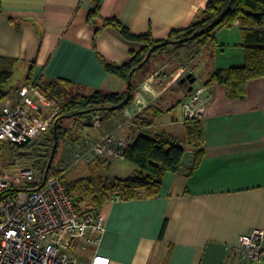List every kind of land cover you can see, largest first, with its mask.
<instances>
[{
    "label": "crops",
    "instance_id": "0c3cea01",
    "mask_svg": "<svg viewBox=\"0 0 264 264\" xmlns=\"http://www.w3.org/2000/svg\"><path fill=\"white\" fill-rule=\"evenodd\" d=\"M94 1L0 0V57L15 60L25 79L32 67L29 83L66 81L83 95L125 92V83L107 74L102 61L122 65L142 45L123 40L111 28L94 38L95 27L86 21ZM208 1L101 0L100 17L115 18L133 35L149 33L159 41L194 23ZM164 52L149 59L150 69L145 71V64L134 75L135 97L146 103L140 116L151 123L143 129L150 135L165 134L192 152L182 112L189 99L188 86L181 83L187 72L175 70L177 66L161 57ZM190 53L192 67L206 66L204 82L193 86L204 89L207 98L200 120V161L189 173H166L155 197L114 196L105 203L99 211L105 231L97 247L85 250L87 261L99 254L110 264H242L234 262L232 253L238 238L264 229V77L247 82L243 99H230L221 85H204L215 70L243 66L238 23L218 29L212 45L194 46ZM120 112L102 114L99 127H84L81 136L100 138L113 131V119ZM116 131L129 143L138 134L135 126L128 125ZM117 160L127 165L112 167L122 174L112 175L105 180L108 183L126 179L136 170L124 159ZM112 161L79 164L70 171L79 176L68 180L91 178V165L102 167ZM258 264H264V257Z\"/></svg>",
    "mask_w": 264,
    "mask_h": 264
},
{
    "label": "trees",
    "instance_id": "16d2710c",
    "mask_svg": "<svg viewBox=\"0 0 264 264\" xmlns=\"http://www.w3.org/2000/svg\"><path fill=\"white\" fill-rule=\"evenodd\" d=\"M101 0H95L92 9L88 12L86 21L95 27L94 38L106 28L116 31L119 36L129 42H137L142 45L140 51L131 53L128 61L122 65H116L102 61V67L107 74L121 79L125 85L129 80L130 72L135 69L130 78V91L121 94L95 92L90 95L76 93L71 95L68 101L59 108V114L53 120L49 131L31 141L34 151L23 154H35L37 160L30 165L35 171V182L28 188H39L44 182V176L53 145L56 142V150L60 142L79 141L83 138L79 131L71 132L62 127L65 120H71L74 126L83 128L80 115L89 111H100L104 117L129 107L136 96L134 75L143 69L149 59L157 53L164 52L169 45L177 48L186 44L194 45L201 49L214 42V34L218 29L230 28L235 23L243 40L244 64L227 70H215L205 82L206 87L221 85L225 88L227 97L230 99H243L246 93L247 82L264 77V0H209L196 18V21L186 28L173 30L164 40H154L149 33L133 35L117 19H104L100 17ZM100 22V23H99ZM152 51L148 61L138 68L147 53ZM15 60L0 57V101L8 97L9 92L4 86L11 80ZM32 67L28 71L25 85L31 79ZM46 87L51 95L60 98L69 94L71 83L66 81H54ZM141 114L132 119L133 126L148 127L151 125ZM186 144L191 147L193 163L189 170L183 168L181 159L185 149L177 142H171L165 134L150 135L146 130L139 132L133 141L123 152V159L134 165V174L126 179H115L111 183L102 178H80L67 180V173L62 176L67 191L75 205V209L81 213H97L100 208L114 196L120 199L131 200L140 197H155L163 176L166 173L184 171L189 173L195 167L202 154V133L200 120H188L185 122ZM141 133L149 135L148 138L140 136ZM28 144L19 147H26ZM18 148V147H17ZM54 156L47 177L58 174L54 164ZM9 162V165H13ZM17 190V189H15ZM166 228L164 222L160 237L162 238Z\"/></svg>",
    "mask_w": 264,
    "mask_h": 264
},
{
    "label": "built area",
    "instance_id": "2783aa9c",
    "mask_svg": "<svg viewBox=\"0 0 264 264\" xmlns=\"http://www.w3.org/2000/svg\"><path fill=\"white\" fill-rule=\"evenodd\" d=\"M16 97L13 104L0 108V153L5 146L16 149L45 135L58 115L59 101L39 80L20 87ZM206 100L204 89L192 90L182 105L183 123L201 120ZM145 107L144 100L135 97L114 117L113 131L100 138L66 141L56 163L58 174L46 176L39 188H28L35 182L31 167L0 171V264H79L74 254L78 248L98 246L105 231L102 214L77 211L62 176L79 164L123 159L129 142L116 130L133 127V117ZM101 115L97 111L92 127H99ZM137 131L144 129L137 127ZM232 253L236 263L258 264L264 257V229L241 235ZM88 264H110V260L93 254Z\"/></svg>",
    "mask_w": 264,
    "mask_h": 264
},
{
    "label": "rangeland",
    "instance_id": "374dc122",
    "mask_svg": "<svg viewBox=\"0 0 264 264\" xmlns=\"http://www.w3.org/2000/svg\"><path fill=\"white\" fill-rule=\"evenodd\" d=\"M194 49V46L190 45V44H186L183 46H180L178 48H176L175 45H169L167 47V50L161 55V57L164 58V60H167L169 62V64H171V66L176 67L175 70L178 69V71L182 72H187V75H190L191 77H193L195 79V81L193 82V86L194 89L197 88L200 84H202L206 78V66L204 64H200L197 65V67H192V59H191V54L190 53L192 50ZM186 52L188 54H186ZM153 61L151 60L149 63H147V65L144 67V70H148L150 69L151 65H152ZM191 66V67H189ZM173 67H171V69H173ZM168 70V69H167ZM188 70V71H187ZM170 71V70H168ZM184 84V83H183ZM23 85H25V73L21 70V67L18 65L16 68H14V72L12 75L11 80L4 86V90L9 92V95L7 98H5L4 100L0 101V108H2L3 106H8L13 104V101L16 100V93L17 90L22 87ZM69 94L65 95L63 97L57 98L55 96L52 95V98H54L55 100L59 101V105H58V114H59V108L64 105L69 97L71 95H74L76 93H79L78 91H75L74 89H68ZM81 94V93H80ZM135 98V97H134ZM14 99V100H13ZM175 113H179V106L175 107ZM160 121H157V123H160ZM62 127L64 128H68L71 130V132L73 131H79L81 132V130L85 129V128H89V127H83V128H78L74 126V124L71 122V120H65L62 123ZM68 141V138L66 139ZM28 145L26 147H18L16 149H12L10 147H3L1 153H0V171L1 172H14L15 170H17L18 168L21 167H30V165L32 163H34L37 160V157L35 154H23V152H32L34 151V146L33 143L29 142L27 143ZM64 142H60L59 143V148L56 152V155L54 156V164L56 165L58 158H59V154L61 152L62 146H63ZM9 162H13V165H9ZM118 163V164H117ZM122 163V164H121ZM117 165L119 166V169L122 168L123 165H127L126 162L124 161H118L117 159H115L114 161L111 162L110 165L106 164L102 167L98 166L96 168H93V166H90V175L91 178L93 180H97V178H102L103 181H105L108 178H112L111 176L115 174H122V173H117V172H113V169H118V168H112V167H117ZM32 168V167H31ZM73 169V168H72ZM71 169V170H72ZM110 169V170H109ZM69 170L67 172V177L66 179L68 180L69 177L73 178L77 175V171L74 173H70ZM70 173V174H69ZM113 180V179H112ZM91 247H89L88 249H90ZM75 256L79 259V264H88V261L85 259V257L89 256V252H84L83 250H81L80 248H78L75 252H74Z\"/></svg>",
    "mask_w": 264,
    "mask_h": 264
},
{
    "label": "water",
    "instance_id": "95a60500",
    "mask_svg": "<svg viewBox=\"0 0 264 264\" xmlns=\"http://www.w3.org/2000/svg\"><path fill=\"white\" fill-rule=\"evenodd\" d=\"M152 51H149L145 57V59L143 60V62L141 63V65L138 67L140 68L146 61H148L150 54ZM135 69H133L130 74H129V80L126 82V88L128 90V92L130 91V78L132 77L133 73H134ZM195 81V79L193 77H191L190 75L185 76L182 80L181 83H184L188 86V93H190L193 90V82ZM97 111H89L86 113H83L80 115V122L83 124V126L85 127H92L93 125V121L94 118L96 116ZM140 136L148 138L149 135L145 134V133H141ZM56 145L57 143L55 142L53 145V149L50 155V158L48 160L47 163V167H46V172H45V176L44 179L47 176V172L50 169L51 166V162L54 156V152L56 150ZM192 161H193V154L190 151H185L183 153L182 159H181V164L183 166L184 169L189 170L192 166Z\"/></svg>",
    "mask_w": 264,
    "mask_h": 264
}]
</instances>
